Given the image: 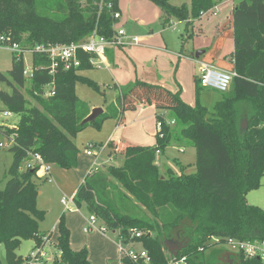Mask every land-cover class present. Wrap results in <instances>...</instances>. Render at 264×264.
Returning a JSON list of instances; mask_svg holds the SVG:
<instances>
[{"label": "trees", "instance_id": "obj_1", "mask_svg": "<svg viewBox=\"0 0 264 264\" xmlns=\"http://www.w3.org/2000/svg\"><path fill=\"white\" fill-rule=\"evenodd\" d=\"M148 1L188 27L215 6V0H192L191 9L170 0ZM118 3L86 0L83 6L82 0H0V36L23 50L20 59L13 55L11 70L0 72V84L11 90L0 91V102L8 112L21 116L15 127L0 125L1 135L12 138L10 152L14 155L10 179L4 189L0 187V246L5 248L6 264H27L17 254L23 241L35 240L37 250L52 241L51 233L40 232L45 212L38 208L40 192L34 181L39 167L22 170L23 163L39 154L45 163L76 169L77 134L88 126L101 129L107 119L121 123L126 112L140 105L169 111L185 127L183 136L196 148V172L160 173L157 156L169 147L171 133L164 116L158 115L162 128L156 146L126 145L120 151L122 165L87 175L77 190L75 205H85L109 230L121 229L127 237L132 228L141 231L143 237L131 242L142 244L149 254L148 264H172L183 258L186 264H264L263 259L230 254L222 248L229 238L264 241V209L247 201L264 177V0L235 3L232 62L237 75L211 114L201 104L205 88L198 79L195 107L181 99L179 90L136 80L118 92L117 100L95 122L83 124L92 110L76 95L75 86L82 81L98 89L81 75L95 69L91 63L95 56L80 51V67L61 69L52 77L49 60L34 53L33 65L39 69L27 80L23 54L37 45H70L93 33L113 40ZM52 83L54 95L45 97V88ZM26 95L36 105L29 106ZM70 239L63 215L55 243L59 256L52 264H91L87 248L73 250ZM167 242L181 249L168 254ZM122 263L147 264L128 257Z\"/></svg>", "mask_w": 264, "mask_h": 264}, {"label": "rangeland", "instance_id": "obj_2", "mask_svg": "<svg viewBox=\"0 0 264 264\" xmlns=\"http://www.w3.org/2000/svg\"><path fill=\"white\" fill-rule=\"evenodd\" d=\"M143 1L145 0H120L122 17L119 20H115V30L123 29L128 37H138L139 44L119 47L120 51L113 67H108L106 64H101L98 61V66L94 70L82 75L85 79L93 81L98 89L82 81L76 83V95L93 109L102 108L105 111L118 98L119 90H126L137 79L157 83L172 92L179 90L181 91V99L192 107H195L196 78L193 72L197 69V65L190 59H184V57L183 59H179L180 56L178 57V55V59L175 57V54L179 51L181 52V50L186 55L189 53L193 54V45L195 46L194 52L196 54L200 50H208L210 47L215 46L216 43H222L224 54L217 60L223 61L225 66L230 67L231 63L228 59L231 57L235 40L233 34L230 39H221V32L223 31H217L218 25L217 21L215 22V18L209 17L208 19L205 17L201 22L200 20H196V22L194 21L193 29V25L188 27L185 22L180 23L174 18H169L159 7L156 8L159 11L158 13L152 12L153 10L149 11L143 5ZM170 2L175 6L189 5V0H171ZM82 4L86 6V0H82ZM144 16L146 17L144 18ZM146 20L148 21L145 22ZM169 20H174V23L177 24L171 27L172 23ZM199 26L204 27L205 35L200 34L198 30ZM26 60L28 63H31V54H26ZM107 60L108 52L106 53ZM12 61V52L0 48V72L7 73L11 70ZM0 91L11 92L6 84H0ZM23 92L25 93V91ZM222 95L215 90L204 89L201 94V104L207 107L211 114L214 110V104L217 103H213V98L220 101ZM26 98L29 106L36 105L35 101L28 95H26ZM4 112L8 111L0 102V125L6 127L17 126L21 116L11 113L6 118L3 115ZM158 115L164 116L169 122L174 118L166 111L156 110L150 105H143L138 107L136 111L125 113L124 127L117 128L113 119L105 120L101 129L88 126L85 130L78 133L74 139L79 148V165L76 169L65 170L57 165L52 166L54 183L48 182L45 178L35 177L34 181L40 192L38 208L45 212V218L40 222V232L53 233L52 241L47 243L44 249V256L39 257L41 263L47 262L48 264H52L58 256V250L55 246L58 235L57 226L60 218L65 215L67 227L71 232V246L75 250H81L82 248H87L88 252L92 250L94 264H120V252L113 243V241H118L117 235L109 230L107 235L109 240L96 233V231L88 234L84 233V227L91 216L90 212L85 205L79 208L74 203L66 207L62 204V200L64 198L70 199L76 194L77 189L87 176L89 171H87V168L91 167L96 160L98 161V165L96 166L98 171H106L110 166H120L124 163V158H120V154L118 153L114 154V159H109L107 153L101 154L99 157H96V155L88 156L87 150L90 145L95 143L100 145L105 144L110 137H115V139L128 141L138 146H156V135L159 128ZM184 128L178 121L177 126L173 127L172 139L175 143L182 138L186 139L182 134ZM11 139L0 133L1 189L6 187L10 179L8 171L14 161V155L10 152ZM175 146L180 148L178 145ZM94 151L96 152L98 149ZM179 155H181L179 149H166V155L160 154L157 156V162L160 165L159 169L161 171L164 170L165 164L168 162L167 158ZM34 164V159L25 161L21 169L25 170L29 165ZM167 174L169 173L167 172L166 176H168ZM247 198L250 205L264 209V177L262 178L261 187L258 190L250 192ZM103 224L99 219L98 225L102 226ZM171 243L176 244L174 242ZM134 248L137 251H141L143 246L141 243H136ZM222 248L228 253V249L225 246ZM36 251V241L28 240L22 242V245L17 250V254L27 259ZM167 253L170 254L169 250ZM0 264H6V251L3 246H0Z\"/></svg>", "mask_w": 264, "mask_h": 264}, {"label": "built area", "instance_id": "obj_3", "mask_svg": "<svg viewBox=\"0 0 264 264\" xmlns=\"http://www.w3.org/2000/svg\"><path fill=\"white\" fill-rule=\"evenodd\" d=\"M108 7L112 8V4H109ZM210 12H212V10L203 13L202 17L206 16ZM114 17L116 20H119L121 18V15L119 13H116ZM139 42L140 41L138 37H128L127 33L123 29H118L115 32L114 39L111 41L100 37L96 33H93L87 38L70 45H37L34 47V49L26 50L23 54L25 63L24 77L27 80L33 79L34 72L39 69V67H34L33 65L34 53L44 55L49 60L50 65L47 68L49 70V75L55 77L61 69L70 71L72 69L80 67L81 62L78 59V53L80 51L94 55L95 57L91 59V63L94 67H97L98 61H100L101 64H106V53L108 49L119 48L123 45H137L139 44ZM0 48L11 51L12 54L17 57V59H20V55L23 53L20 44L11 43L9 42V38H6L4 36H0ZM28 53L31 54V63H28L26 60V54ZM197 62V78L200 81V84L205 89L215 90L221 94H225L231 89L233 79L237 75L235 71L227 72L218 69L208 63L199 62L198 60ZM53 87V83L46 86L45 97L54 95ZM10 114V112L3 113L6 118L9 117ZM158 127V130H161L162 125L158 124ZM160 138H164L163 134H161ZM95 148V145H90L87 151V155L93 156V150ZM32 159H34L35 164L29 165L28 168L34 169L36 167H39L40 171L38 173L40 175V178H45L48 182L54 183L55 180L52 174V165L45 163L39 154L33 156ZM74 199L75 195L70 199L64 198L62 200V204L68 207L69 204L75 203ZM98 223L99 219L96 216L91 215L87 222V225L84 227V233L88 234L93 231H99L100 233L107 235L109 233V229L107 228V226H105L104 224L102 226H99ZM112 232L117 235V246L122 259L124 257H128L134 262L143 261L147 264L150 262L148 252L145 249L137 251L134 248L135 244L131 242V240L140 239L143 237L144 234L141 231L132 228L128 232L129 237H127V235H125L121 229ZM224 246L228 249L229 253L231 252L232 254H243L246 258L257 257L264 260V241L252 242L229 238L226 239ZM40 256H44V249H38L29 258H27V264H43L41 263V261H39ZM172 264H186V260L185 258H183L179 262H174Z\"/></svg>", "mask_w": 264, "mask_h": 264}, {"label": "crops", "instance_id": "obj_4", "mask_svg": "<svg viewBox=\"0 0 264 264\" xmlns=\"http://www.w3.org/2000/svg\"><path fill=\"white\" fill-rule=\"evenodd\" d=\"M171 1V0H170ZM191 1L192 0H189V5H187L189 7V9H191ZM239 1V0H215V6L214 8L212 9V12H210L209 14H207L206 16H203L200 20V22L206 17L209 19V17H213L215 18V22L217 21V31L221 32V39L222 38H226V39H230L232 34H233V38H234V28H233V11H234V6H235V3ZM145 2V3H144ZM143 5L146 6V8H148L149 11H152L154 13H158L159 11H157L156 8H158V6H156L155 4H153L152 2L150 1H143ZM186 5V4H185ZM118 6H119V9H120V15L122 17V9H121V6H120V0H119V3H118ZM153 8V9H152ZM160 8V7H159ZM162 10V9H161ZM146 16H144L145 18ZM143 18V20H144ZM121 19V18H120ZM150 19V18H149ZM148 19V20H149ZM148 20H146L145 22H147ZM170 21V20H169ZM172 24L170 25L171 27L173 25H176L177 23H174L175 21L174 20H171L170 21ZM196 22V21H195ZM179 23V22H178ZM182 23V22H180ZM194 24V23H193ZM193 29H194V25H193ZM198 30L200 31V34L202 35H205L206 32L204 31V27L203 26H199ZM149 38V37H147ZM129 47V46H128ZM193 54L192 53H189L188 55L184 54L181 50V52H177V54H175V57H178L180 56L179 59H190L192 60L196 65H197V69L193 72V75L196 79L197 76H198V62H206L218 69H221L223 70L224 68V71H227V72H231V71H234V64L232 62V56L235 52V43L233 45V49H232V54H231V57H229V61H230V67L228 66H225L223 61H218L217 59H219V57H221L224 52H223V49L224 47H222V43H216L215 46L213 47H210L208 50H200V52H204V54L201 55V57L199 59H196L195 58V46L193 45ZM121 49V48H120ZM199 49H203V48H199ZM119 48L118 49H108L107 52H108V60L106 61V65L108 67H113V64L115 62V59L118 57V54H119ZM167 52V51H166ZM181 53V54H180ZM174 55V54H173ZM183 55V56H181ZM178 57L176 59H178ZM182 57V58H181ZM204 57V58H203ZM204 60H203V59ZM88 71H85V72H82L81 75H83L84 73H86ZM139 80V79H137ZM141 81H144V82H147V83H150V84H155V85H159L157 83H153V82H148L147 80H144L142 79ZM132 85V84H131ZM130 85V86H131ZM129 86V87H130ZM162 86V85H161ZM128 87V88H129ZM164 87V86H163ZM127 88V89H128ZM121 90H119L120 92ZM125 91V90H123ZM121 91V92H123ZM208 91V90H206ZM214 102L213 103H216L219 101V99L217 100L216 98H213ZM117 100V99H116ZM116 100H114L113 102H115ZM190 105V104H189ZM215 105V104H214ZM140 106H143V105H140ZM139 106V107H140ZM191 106V105H190ZM153 107V106H152ZM91 110H93L92 107H90ZM154 108V107H153ZM155 109V108H154ZM168 113H170L174 118L171 122L167 121V124L169 125L170 127V133H171V141H170V144H169V147L167 148L170 149V148H175V149H179L180 151V154L179 156H172L170 158H167V161L166 162V166L164 168L163 171H161L160 169V173L162 175L166 174L167 172H171L172 174H174L175 176H178L180 175L181 171L184 169L185 172L187 174H191V173H195L196 172V160H197V153H196V148L194 147V145L187 139H184L182 138L181 140L177 141V143H175L172 139L173 137V127H176L177 126V120L175 118V116L169 112V111H166ZM124 118H125V115L123 117V122L121 123H118L117 120H114V122L116 123V126L117 128L119 127H124ZM181 131V129H180ZM92 144V143H91ZM128 144H131V145H137V144H132L131 142H128V141H123L121 139H115V137H110V139L107 141V143L105 144H101L103 145L102 147H99L100 144H92V145H95V149H98V151H94L93 150V156L96 155V157H99L101 154H105L107 153V156H109V159H114V154L115 153H118L120 154V151L122 148H124L126 145ZM77 145V144H76ZM175 145H178V147L180 148H177ZM138 146V145H137ZM78 147V146H77ZM144 147V146H143ZM101 148V149H100ZM79 149V148H78ZM88 151V150H87ZM96 153V154H95ZM164 155H166V151L163 153ZM160 155V154H159ZM89 156V155H88ZM120 158H124L120 155ZM98 161L96 160L92 165L91 167H88L87 168V175L89 173H91L92 170H98L96 168V166L98 165L97 163ZM156 164L157 166L159 167L160 165L158 164L157 160H156ZM52 166H55V165H52ZM26 170V169H25ZM38 177H40L39 173L37 174ZM87 177V176H86ZM85 177V178H86ZM78 190V189H77ZM77 193V192H76ZM76 195V194H75ZM249 196V194H248ZM247 201H248V198H247ZM249 203V201H248ZM57 229H58V226H57ZM96 233H98L99 235L103 236L104 238H107L109 239V237L107 235H104L102 233H100L99 231H96ZM53 234V233H52ZM58 237V235H57ZM110 240V239H109ZM56 243V242H55ZM113 243L115 244V246H117V241H113ZM72 247V246H71ZM118 248V246H117ZM45 249V248H44ZM73 250H75L73 247H72ZM83 249V248H82ZM58 250V249H57ZM75 251H80V250H75ZM119 251V250H118ZM58 252V256H59V251ZM229 252V251H228ZM119 253V252H118ZM230 254H232L230 252ZM88 255H89V261L91 264H94L93 260H94V256H93V252L92 250L90 252H88ZM119 258H120V264H123L122 263V258L119 254Z\"/></svg>", "mask_w": 264, "mask_h": 264}, {"label": "water", "instance_id": "obj_5", "mask_svg": "<svg viewBox=\"0 0 264 264\" xmlns=\"http://www.w3.org/2000/svg\"><path fill=\"white\" fill-rule=\"evenodd\" d=\"M202 54H204V52L199 51L194 56L196 59H199ZM103 113H104V110L102 108L93 109L91 114L83 121V124L95 122L97 120V118H99ZM247 126H248L247 121H244L242 124V128H244V130H246ZM169 243H170V245H169ZM166 246L168 247L169 252L174 253V254H177V252L181 249V245L172 244L171 242H167Z\"/></svg>", "mask_w": 264, "mask_h": 264}]
</instances>
